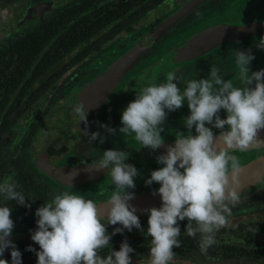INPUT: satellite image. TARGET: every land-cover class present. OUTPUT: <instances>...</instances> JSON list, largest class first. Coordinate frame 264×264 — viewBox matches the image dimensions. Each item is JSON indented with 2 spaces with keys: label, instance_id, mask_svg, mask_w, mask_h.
<instances>
[{
  "label": "clouds",
  "instance_id": "9594fccd",
  "mask_svg": "<svg viewBox=\"0 0 264 264\" xmlns=\"http://www.w3.org/2000/svg\"><path fill=\"white\" fill-rule=\"evenodd\" d=\"M257 47L264 49V37ZM236 86L233 78L225 80L221 69L212 64L208 78L184 79L174 71L166 74L162 83L142 86L136 98L123 110L119 131L126 137L132 136L142 148L153 151L164 144L163 125L169 112L180 109L187 101L190 115L184 118L188 132H177L175 144L167 147L166 154L157 156V163L164 165L153 170L145 181L147 185H160V207L145 209L148 227L141 225L136 207L130 204L135 193L134 177L138 169L126 163L129 153L108 149L102 157L89 165L96 171L108 169L114 190L105 203L102 213L92 199L75 192L64 190L36 209L37 228L31 239L39 245L36 251L31 245L28 250L36 252L37 264H132L130 253L135 250L127 239L119 250L110 248L107 255L102 250L111 245L112 236L133 228L151 237L148 264H170L174 259V248L181 247L179 221L187 220L186 235L197 237L199 249L206 254L217 243L216 234L228 226L232 208L240 199L243 171L237 152H247L264 146L259 131L264 129V69L250 71L255 59L251 49L234 50ZM226 118H221V110ZM73 111L79 121L87 124L86 104L81 101ZM206 125H211L208 127ZM110 133L116 129L101 125ZM195 127V135L192 129ZM213 128L219 129L215 135ZM83 134L89 142L105 137L99 131ZM0 196L5 201L31 207L28 199L17 191L16 183L10 179L0 182ZM114 227L111 234L108 226ZM14 229L11 208L0 205V257L11 249V264H22L21 252L10 239ZM0 264H9L0 259Z\"/></svg>",
  "mask_w": 264,
  "mask_h": 264
},
{
  "label": "flooded vegetation",
  "instance_id": "af4514ba",
  "mask_svg": "<svg viewBox=\"0 0 264 264\" xmlns=\"http://www.w3.org/2000/svg\"><path fill=\"white\" fill-rule=\"evenodd\" d=\"M34 1L39 2L40 0ZM164 1L167 0H159L148 10H151ZM168 1L172 2L174 5V9L168 14L170 15L172 12L176 11L190 0ZM209 1L211 0H202L201 2L197 3L182 17H180L174 24H172V26L167 30H173L175 26L182 21L191 19L195 12L203 9V6L206 5ZM148 10H146L144 13H146ZM28 15L29 17H33L35 19H38L42 16L41 13H28ZM53 16L49 17L45 21H42L38 26L22 32L21 34L15 36L13 39L9 40L4 46V49L0 50V53L6 51L8 49V46L21 35L39 28L43 23L48 22ZM262 21L264 22V20ZM223 22L246 23L247 21L236 22L225 20ZM212 24H208L204 27L199 28L198 30L189 34L188 37ZM167 30L164 31L161 29L163 33ZM261 30L264 31V27L249 38L223 42L198 57L184 61H175L173 59V55L176 49L175 48L171 57L173 62L178 63V66L173 68V71L181 77V80L174 82L178 83V87L183 90V88L185 87V84L183 82L184 79L208 78L210 74V68L213 63L221 69V74L224 75V77L233 76V80H235L234 75L236 69L234 67L233 60L232 58H227L231 53L230 51H234L235 48H248L251 45H248V41L245 40H249L252 37L254 39H251V41L249 42H254V45L258 44L260 41L259 36H261ZM100 36L101 34L99 33V31L92 33L88 38L82 40L80 44L76 45L74 49L61 56L57 60V62L50 68L46 69L42 75L37 77L33 84L29 86L23 100H21V102H24L25 104L22 112L18 113V111H16V108L13 109V113L11 114L12 116L10 117V122L7 124L5 123V113L8 111V108L14 102H16V98L15 96L12 97L5 105V107H3L5 88L2 86L0 87V181L8 178L12 182L16 183L17 191L22 192L26 199H28V203L31 204V206L43 205L44 203L52 199L56 193L63 192L64 190L75 192L78 195L84 196L85 199H92L93 201L107 200L111 195V192L114 190V186L111 184L110 177L107 175L108 169H105L103 171H96L89 167L91 163L97 161L102 157V154L105 150L117 149L128 152L130 155L126 160V163L133 164L138 169V171H140V169H148L155 164L163 167L164 165L157 163V156L166 153L167 147L171 144L172 141L176 139L177 132H184L187 135L188 129L184 124V118L190 115L187 101L184 102L183 106L180 109L168 113L167 119L163 125L164 131L161 133V135L164 137V144L158 150L153 151L148 148H142L141 145H139V143L136 142L132 136L126 137L124 133H121L119 131L120 125L122 124L121 121L116 118H120L122 116L123 110L127 107L129 102L133 101L136 98L137 92L140 90V88L142 86L148 85L147 83L139 84L134 83V81L129 82L128 80L124 82V84H122L123 80L131 73L134 68L137 67V64L143 57L152 52L151 47L145 54V56L140 58L136 64L129 68V70L124 74L120 82L115 86L112 93L107 97L100 108L86 110L88 113L87 124L81 121V125L83 127L82 130L79 131L77 139L74 141H69L68 135L66 134L67 131H65L66 122L61 115V111L64 105L68 103L71 95L74 92L78 91L83 84L90 80L101 69L106 67L127 46L132 44L130 43L116 56L110 59L106 64L98 68L96 71H92L91 75L87 79L84 78L80 81V83L70 87L66 91V93L64 94V100L61 105V109L59 111V117L55 121H52V127H54L59 132L60 139L55 138L53 141V138H49L44 143V148L41 151L42 158L39 163V168H36L33 171L32 169L24 165L23 157H21V154L19 153L20 149L25 148L28 145L29 140L37 133L40 121L39 119H34L29 122L26 134L24 132L22 136L16 133L15 128L17 127V123L29 111V109L39 99V97L43 95L48 88L54 86L55 82L59 78H61L63 74L73 66L74 63H77L78 61L84 62L86 59V55H88L94 49H101L104 42L114 35L110 37L108 36L104 39H98ZM263 36L264 32L261 37ZM188 37H186V39L183 40L179 45L183 44ZM96 40H98L97 43ZM53 43L54 41L51 40L46 49ZM224 45H226L227 47L219 49V47H222ZM77 47H79L78 50L70 60L66 61L60 66H57L70 53L76 50ZM201 57H205V59H203L200 64L198 63L197 65L193 63H196V60ZM227 59H231L230 64L226 62ZM260 65L261 63L252 62L249 67L250 69L257 68V66ZM0 70H2V66L0 67ZM0 78H2V76H0ZM38 86H42V90L38 91ZM226 115V111L222 109L220 112L221 118H226ZM112 118H114V120L116 121L114 123H118V129H116V132L113 134L107 131V129L105 128L106 131L109 132V142L107 143V145L105 144L103 147H100L99 149L97 148L98 150H91V143L89 142V138L86 137L83 132L85 130H87L89 133L93 132V127L97 122L104 125H107V122L109 124H112ZM206 126L212 127L211 125ZM219 131V129L213 128L214 133H219ZM192 134H196L195 127H193L192 129ZM166 136L170 137L169 140L165 139ZM260 153H264V146L249 150L247 159L243 162H240L241 165L246 164L253 157ZM62 156L65 157V160L58 161V159ZM46 161H49V163H53L55 166L60 167L62 169L63 176L59 178L52 174L44 165ZM21 170H24L27 173V177H20ZM41 175H43L44 177H41ZM138 178L139 176L134 177V181L136 184L135 189H130V191H133L134 193H140L151 189H158L160 187V185L150 186L146 184H138ZM263 181L264 173L259 179L249 184L244 191H240V201H242L244 207H249V211L243 214L241 213L240 216H231L233 218L229 217L228 226L222 228L219 232H217V243L210 247L206 254H202L199 249V234H197V237L195 238L186 235L184 232L186 231L187 220L179 221L178 223L181 228V235L179 239H191L194 244L193 251L190 253L178 251L175 253L174 259L172 261L191 264H264V209H260L261 203L264 202V188L262 192L259 191L260 188L262 189L261 185ZM30 190H38L39 193L37 195L31 194L29 193ZM5 203L8 204V206L11 208V218L16 217L15 212L19 207L25 206L17 204L15 201H5L3 199V196H0V205ZM160 206L161 204H158L147 209ZM144 210L137 211L136 215H138L139 218H143L145 215L150 214L146 213ZM20 212L23 213L24 211ZM26 212L28 216L27 219H23L22 222L18 223L20 224V226L17 228L18 230L13 229L10 239L15 243L16 247L21 252L22 264H37L38 257L36 255V252L29 251L28 247L29 245H31L36 249V251H39V245L31 239V233L37 228L36 220L38 218L35 216L36 211ZM230 221H234L235 225H231ZM14 224H17V222L14 221ZM114 227L116 226L110 225L108 226L107 230L113 231ZM147 227L148 226L143 227L145 229V232L147 230ZM108 252L109 251L107 250H102L101 255H107ZM130 255L132 257V262L148 261L149 258V254L147 253ZM0 259H7L9 261V264H11V249H7L4 252L3 257H0Z\"/></svg>",
  "mask_w": 264,
  "mask_h": 264
},
{
  "label": "rangeland",
  "instance_id": "374dc122",
  "mask_svg": "<svg viewBox=\"0 0 264 264\" xmlns=\"http://www.w3.org/2000/svg\"><path fill=\"white\" fill-rule=\"evenodd\" d=\"M78 0H40L39 2L34 0H0V50L4 49L6 43L13 39L15 36L30 30L38 26L42 21L47 20L49 17L57 14L70 3ZM174 9V5L170 1H164L158 6L143 13L140 17L135 18L132 23L133 26L130 30L124 28L119 30L113 37L108 38L101 49H94L88 55H86L85 61H78L59 78L54 86L48 88L46 92L39 97V99L32 105L29 111L19 120L17 123L16 133L22 136L27 131L29 122L34 119H39V126L37 133L29 140L28 145L25 148L20 149L21 157H23L24 165L33 171L39 168L41 161V151L44 148V143L49 138L60 139L59 132L52 127V121H55L59 117V111L64 100V94L66 91L80 83L84 78H88L92 71H96L98 68L106 64L110 59L116 56L127 45L139 40L142 37L148 38L152 43V52L148 53L145 57L139 61L137 67L134 68L131 73L123 80V83L127 80L134 81V83H162L165 80L166 74L169 71H173V68L178 66V63L173 62L172 53L178 45L188 37L189 34L204 27L208 24H212L219 21H236V22H248L253 19L264 20V0H211L203 9L196 11L191 19L182 21L175 28L169 29L166 32L161 31V21ZM28 13L36 14L41 13V17L35 19L29 17ZM157 28V29H156ZM263 30L260 31L261 36ZM259 36V38H261ZM264 37V36H263ZM251 39H254L253 37ZM248 41V48H235V50L247 51L251 49L254 53L255 59L252 62L261 63L257 68H251L250 71H257L264 69V49L254 45V42ZM256 39V38H255ZM226 45L219 47L223 49ZM79 47L70 53L64 60H62L57 66L70 60ZM255 51V52H254ZM227 58H231L232 51ZM205 57H201L196 60V63L200 64ZM231 59H227L226 62L230 64ZM251 62V63H252ZM190 64V63H189ZM180 65V64H179ZM191 65V64H190ZM193 65V64H192ZM56 66V67H57ZM87 75V76H86ZM233 76H225L224 79L228 80ZM236 86H240L238 80H234ZM136 87V86H135ZM115 104V103H114ZM121 118V117H120ZM120 118H116L119 121ZM112 124L107 122V125L111 128L118 129V123L112 118ZM100 123H96L93 127V132L99 131L104 136L105 142L100 143L99 139L91 143V150H98L103 147L110 140L109 132L104 127H101ZM122 127V125H120ZM24 134V135H25ZM170 137L166 136L165 139L169 140ZM98 148V149H97ZM239 157L240 162L247 159L249 151L235 153ZM65 157L62 156L58 161H64ZM162 166L153 165L148 169L139 171L138 184H146L145 181L150 177L151 172ZM41 177H44L41 175ZM8 178L1 180L3 182ZM147 185V184H146ZM159 185L153 182L150 186ZM259 191L262 192L264 188V181ZM45 204V203H44ZM42 205H35L29 207H19L15 212L16 217L12 218L17 224H14V230L20 226L19 222L23 219H27V212H34ZM260 209H264V202L261 203ZM20 211H24L23 213ZM231 216H240V214L249 211V207H244L242 201L232 208ZM230 218H233L231 217ZM231 225H235L234 221H230ZM263 223V222H262ZM16 227V228H15Z\"/></svg>",
  "mask_w": 264,
  "mask_h": 264
},
{
  "label": "trees",
  "instance_id": "16d2710c",
  "mask_svg": "<svg viewBox=\"0 0 264 264\" xmlns=\"http://www.w3.org/2000/svg\"><path fill=\"white\" fill-rule=\"evenodd\" d=\"M159 0H79L58 12L48 22L39 28L21 35L14 40L8 49L0 53V87L5 88L4 105L15 96L14 102L5 113V123L10 122L13 109L21 113L25 104L23 100L29 86L46 69L54 65L57 60L71 51L92 33L98 32L104 39L115 35L121 29H131L132 21L140 17L146 10L154 6ZM54 41L51 46L47 45ZM98 40H96V43ZM91 48V47H90ZM38 86L37 90H42ZM16 94V95H15ZM2 107V108H3ZM21 178L27 173L21 170ZM31 194H38V190H30ZM39 197V196H38ZM148 215L140 217L142 227L148 226ZM110 226V225H109ZM119 225H116L118 227ZM113 231H108L111 234ZM138 229L125 230L122 234L112 236L111 245L104 250H119L121 242L127 239L135 250L130 254H149L151 237L141 234ZM181 247L174 248V252L190 253L193 251V241L189 238L180 239Z\"/></svg>",
  "mask_w": 264,
  "mask_h": 264
},
{
  "label": "water",
  "instance_id": "95a60500",
  "mask_svg": "<svg viewBox=\"0 0 264 264\" xmlns=\"http://www.w3.org/2000/svg\"><path fill=\"white\" fill-rule=\"evenodd\" d=\"M201 1L202 0H190L182 5L179 9L172 12L161 21V29L164 31L167 30L188 10ZM263 27L264 22L259 19H253L246 23H214L195 32L188 37L183 44L176 47L173 59L175 61H184L198 57L223 42L249 38ZM152 45L153 43L146 37L134 41L117 55L106 67L101 69L90 80L83 84L78 91L71 95L68 103L64 105L61 111V115L66 122L65 131H67L66 134L68 135L69 141L76 140L79 131H81L83 127L81 121H79V117L73 111L74 106L83 101L86 104V110L100 108L103 102L112 93L115 86L120 82L124 74L148 52ZM214 134L217 136L219 135V133ZM258 135L260 139L264 140V129L260 130ZM174 144L175 140L172 141L170 145L174 146ZM44 165L55 176L59 178L63 176L60 167L55 166L53 163H49V161H46ZM241 167L243 171L240 175V181L242 184L240 191H244L249 184L259 179L264 173V153L256 155L249 162L241 165ZM157 190L158 189H151L135 193V197L130 201V204L135 206L137 211L162 204L161 197ZM106 201L107 200L94 201L98 204L102 213L105 210ZM132 264H148V261H134ZM170 264L191 263L171 261Z\"/></svg>",
  "mask_w": 264,
  "mask_h": 264
}]
</instances>
